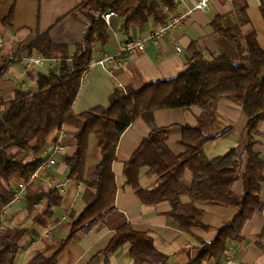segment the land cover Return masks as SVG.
<instances>
[{
  "label": "crops",
  "instance_id": "1",
  "mask_svg": "<svg viewBox=\"0 0 264 264\" xmlns=\"http://www.w3.org/2000/svg\"><path fill=\"white\" fill-rule=\"evenodd\" d=\"M94 2L96 0H0V70L3 68L0 74V118L17 90L31 93L36 90V73L42 71L34 66L27 67L24 58L41 56L28 46L45 37L51 44L64 46L69 56L75 54L83 47L90 27L89 16L100 19L99 12H87L84 7ZM194 2L172 1L173 8L164 23L180 16L181 23L166 31L156 44L145 41L144 50L130 56L118 55L119 46L124 41L145 40L149 32L162 25L148 23L142 30L128 27L114 11L115 16L108 23L102 20L107 29V41L94 44L92 61L81 77L80 89L72 105L76 118L71 125L52 133L44 150L35 155L26 154L23 158L24 162L39 161L41 168L49 159L46 149L59 144L62 150L54 156L55 165L38 169L41 177L28 185L24 199L7 205L2 212L0 230H26L19 243L15 264H27L37 254L45 258L56 255L57 264H133L129 244L112 253H104L116 231L123 226L151 238L154 249L167 257V264H189L200 254L199 242H211L217 230L232 220L235 209L196 204L195 207L203 213V228H192L187 234L171 223L169 214L172 207L168 202L150 205L142 202L138 192L154 187L158 178L150 175L148 168H127L131 157L155 129H167L166 148L174 157L182 155L183 128L196 127L201 114L197 107L153 111L138 116L119 137L112 163L116 187L114 211L91 231L75 236L59 249L67 238L72 221L85 208L82 196L86 187L81 182L68 179V168L64 163L65 157L75 153L76 137L84 128V122L79 118L81 114L96 107H106L116 89L137 90L152 81L174 78L186 68L192 44L204 57L224 54L238 63L239 55L234 45L212 27V21L216 18L223 27L238 26L242 35L254 33L258 46L264 51V0H211L204 11L194 10ZM10 12L11 23L5 25L4 20ZM176 43L180 46V52L174 49ZM106 58L111 60L103 65L95 63ZM42 59V67L47 72H58V60ZM215 118L216 130L226 132L203 146L199 161L210 162L235 150L239 173L231 190L240 196L243 194L241 175L247 162V118L242 106L230 98L217 101ZM256 131L258 144L253 150L264 161V122L258 125ZM98 141L96 137L90 138L84 159V179L93 174L100 162ZM191 181L192 172L186 169L181 182L188 187ZM17 184L16 181L14 189ZM50 190L57 191L60 197L58 205L50 208L45 198L29 205L36 195ZM260 198L264 203V189L260 192ZM180 202L188 205L190 199L184 195L180 197ZM240 239L229 244L230 253L226 257L219 261L212 259L207 264H264V207L244 225Z\"/></svg>",
  "mask_w": 264,
  "mask_h": 264
},
{
  "label": "trees",
  "instance_id": "2",
  "mask_svg": "<svg viewBox=\"0 0 264 264\" xmlns=\"http://www.w3.org/2000/svg\"><path fill=\"white\" fill-rule=\"evenodd\" d=\"M172 5L171 0H96L84 7L87 12L95 13L111 9L126 26L142 30L148 23L163 25ZM89 18L90 27L83 47L72 56L64 46L51 44L45 37L28 46L44 59L58 60L60 65L57 73H36L35 92L17 90L0 118V222L4 208L12 200L14 183L27 181L40 166L39 161L24 162V156L44 150L48 137L71 125L76 118L72 105L80 89L81 77L92 61L94 44L107 41L105 23L93 16ZM10 21L11 12L4 24L10 25ZM212 27L234 45L239 55L238 63L224 54L204 57L192 44L186 68L174 78L152 81L137 90L116 89L106 107H96L79 116L84 128L76 137L75 153L65 157L64 163L68 179L86 187L82 196L85 208L72 221L59 249L75 236L91 231L114 211L116 187L112 163L119 137L138 116L153 111L197 107L201 114L196 127L183 128L182 155L174 157L166 148L167 129H155L131 157L127 168H148V173L158 178L154 187L138 192L142 202L148 205L168 202L172 207L171 223L187 234L192 228H203V213L196 204L236 210L232 220L217 230L211 242H199L200 254L189 264L221 260L229 244L241 240L244 225L255 213L262 211L264 203L260 192L264 189V161L253 149L258 144L256 129L264 122V51L258 46L254 33L242 35L238 26L223 27L218 18L212 21ZM1 71L3 68L0 74ZM221 98L238 102L247 118V162L241 175L243 194L240 196L231 190L239 173L235 150L210 162L199 161L203 146L226 132L217 131L215 127L216 103ZM92 136L99 140L100 162L93 174L84 179V159ZM186 169L192 172L188 187L181 182ZM184 195L190 199L188 205L180 202ZM41 198L47 200L50 208L60 202L57 191L50 190L36 195L29 205ZM25 234L22 228L0 230V264H15L19 243ZM124 244H129L133 264H167V257L154 249L151 238L128 226L116 231L104 253H112ZM56 259V255L45 258L37 254L27 264H57Z\"/></svg>",
  "mask_w": 264,
  "mask_h": 264
},
{
  "label": "built area",
  "instance_id": "3",
  "mask_svg": "<svg viewBox=\"0 0 264 264\" xmlns=\"http://www.w3.org/2000/svg\"><path fill=\"white\" fill-rule=\"evenodd\" d=\"M172 1H173V3L176 2V0H172ZM210 1L211 0H195L193 9L199 10V11H204L207 8ZM113 16H115V13L113 11H104V12L100 13L99 17L101 20L108 23V20ZM181 19H182L181 16L180 17H174V18L170 19L169 21L164 23L160 28L149 32L145 40L129 39V40L124 41L119 46L118 55L130 56V55H134L136 53L142 52L144 50V42L145 41H150V42L156 44V42L166 33V31H168V30L172 29L173 27L179 25L181 23ZM174 49L176 52H180V46L178 43H176L174 45ZM108 60H111V58H109V59L106 58V60H100V61L95 62V63L98 65H103L104 62H106ZM43 62H44V60L39 56H35V57L29 56V57L24 58V63L27 67L34 66V67L38 68L39 70H41L42 72H45L46 74H48L49 72H47V70L42 67ZM121 90H123V88H121ZM61 150H62V148L59 144L50 145L46 149V153L49 155V159L47 162H45V164L41 168L39 167L38 169L49 168L51 166H54L56 163L54 156L56 154H58ZM37 170L33 174L30 175V177L27 181L18 182L15 189L13 190L12 200H11L10 204L18 203L24 199L25 192H26L28 185H30L31 183H34L37 179H39L41 177L37 173L38 172ZM43 174H44V172H43ZM229 253H230V248L228 247L226 252H225L224 257H226Z\"/></svg>",
  "mask_w": 264,
  "mask_h": 264
}]
</instances>
